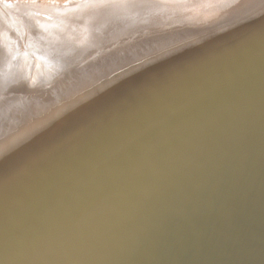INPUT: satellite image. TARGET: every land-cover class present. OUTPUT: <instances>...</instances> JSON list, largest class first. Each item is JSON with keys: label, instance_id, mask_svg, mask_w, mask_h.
I'll return each mask as SVG.
<instances>
[{"label": "bare ground", "instance_id": "bare-ground-1", "mask_svg": "<svg viewBox=\"0 0 264 264\" xmlns=\"http://www.w3.org/2000/svg\"><path fill=\"white\" fill-rule=\"evenodd\" d=\"M58 1V7L82 3ZM222 1L194 2L213 14L208 27L219 18L239 21L247 8L264 4ZM0 3L8 10L28 4ZM93 21H78L87 35L81 42L124 45L106 58L111 62H98L89 73L94 64L68 56L62 71L67 87L40 98H12L2 108L7 112L0 115L13 120L0 130V264H264L261 22L250 26L253 45L232 42L242 32L222 26L216 34L162 42L153 55L139 58L141 47L156 44L147 41L151 34L176 24L158 29L153 23L143 41L135 35L128 46L112 29L123 32L130 23L115 21L92 33ZM227 34L234 39L225 44ZM78 40L61 36L58 44L72 54ZM137 106L128 130L121 126L123 114ZM116 119L121 123L110 127ZM62 152L68 155L52 161ZM15 186L22 187L12 195Z\"/></svg>", "mask_w": 264, "mask_h": 264}, {"label": "rangeland", "instance_id": "rangeland-1", "mask_svg": "<svg viewBox=\"0 0 264 264\" xmlns=\"http://www.w3.org/2000/svg\"><path fill=\"white\" fill-rule=\"evenodd\" d=\"M55 1L56 0H39V1L27 0L28 4L27 3H24L22 5L20 4L19 6L21 7H16L18 8L17 10L12 8L8 10L4 6V4L0 3V71H1L0 72V114L1 112L4 113L7 112V110H3L4 104L8 102L7 100H11L12 98L13 99L21 98L20 100L28 99V97H30L32 94L34 96H37L36 98H40L46 96L47 94L55 93L58 91V89L62 90L65 87H67L69 84L64 83L67 76L62 71L64 68L65 69L69 68L67 63L66 62L64 63V60H66L68 56L77 57V55L80 54V56L86 58L85 60L89 61L88 62L89 64L87 66H91V64H94L92 66V71L89 72L92 73L95 71V68H97V64H99L98 62L104 63L106 60L110 61L106 58L107 57L109 58V56L111 57L112 51L117 50L116 49L117 47L119 49L124 48V45H121L118 42H116V45H114L115 41L112 42L113 39L112 40L108 39L109 41L104 43L97 41L98 44L96 45L95 44L91 45L90 42L88 41L81 42L82 39L87 38V35L84 33L86 29L84 27L81 28V26L78 25L79 20L81 23H85V21L92 22L93 20L90 19V17L93 16V18H95L93 22L96 21L97 24L95 22L93 27L90 26L91 29L90 31L92 33H94V29L92 28H96V26L97 28L102 27L103 30V28L105 29L106 25H108L109 23L110 25H112V23H114L115 21H118V23L120 22V24H125V25L130 23V25L123 27L124 28L123 32L118 29H117L118 32L116 29H112L114 31L112 33L111 29H109L113 35L115 33L116 34L120 33L121 35L123 34L122 36H124V39L122 38L120 39L123 40L129 46V45H133V42H135V39L137 37H139V39H141L142 41L145 32L151 31L149 25L151 27L152 26L151 24L153 23L157 25L158 29H164L167 27L166 25L170 23L193 24V25L199 24L197 26L208 27L207 26L208 20H210L211 16L213 15V14L205 13L204 12L205 10L203 11V9L200 10V5L199 8L198 7L196 8L197 5H195L194 3L199 1V2H204L203 4H206L205 1L207 0H202V1L187 0L186 2L184 0H176V1L173 0L174 2L172 0H109V2L108 0L107 1L105 0V2L101 0L100 3H98V1H95V3H92L93 1L91 2L90 6L95 7L94 9L90 10L91 13L90 11H86L82 15L80 14L82 18L79 15H74L73 17L76 16L75 18H78V20L74 21L75 18L73 17L70 18L65 14L66 12L72 10L69 8L70 6L67 7V5L65 6L63 5L61 7H58L59 5L62 4H56L58 0L56 2ZM222 2L225 1L223 0ZM7 4L12 5L11 2L9 1L7 2ZM76 4L78 3H75L74 5L76 6ZM28 5L30 7H28ZM55 5L58 6L56 7ZM210 5L215 6L216 3L213 2L212 4L210 3ZM33 6L36 7L34 8ZM59 8H61L62 11L59 10ZM183 8L185 9V11H183L184 10ZM67 9L70 10L65 11ZM56 11L61 13V15L63 12V15L64 14L65 15L64 16L62 15L61 17L59 13L56 14L57 13ZM51 12L54 15L50 14ZM180 12H184V13L180 14ZM7 14L9 15L10 19L7 17ZM41 14L44 15L41 16ZM88 14H90L89 17ZM179 15L182 16V18ZM66 16L70 18L71 21L70 19L68 21V18ZM31 17L33 19L32 21H30ZM36 17H38L39 19V20L37 19V22H36ZM83 17L85 19H83ZM136 17H139L138 18L139 21L138 20L132 21V19ZM229 19L232 18L229 17ZM62 20L65 21L63 22ZM232 20L235 21V19ZM33 21L35 22L34 24H32ZM44 21H47V24L44 23ZM99 21L102 22L100 23ZM228 22L229 20H227V22L224 25H228ZM12 23L14 24V26L11 25ZM147 24L148 26H146ZM23 29L26 30L27 32H24ZM127 30L130 31V33L127 32ZM31 31H33V33H31ZM78 32H81L82 34ZM80 34L82 35L81 37ZM84 35L86 37H84ZM154 35L155 34H151L150 36H154ZM61 36L64 39H70V40L79 39L77 42L72 43L73 45L71 44L70 46L73 48L75 45V47L73 48L74 52L72 54L71 53L68 54L65 51V50L69 51L70 49H66L59 46L58 42L60 41ZM93 38L94 37H91L90 39ZM39 40L40 41L42 40V42H40ZM137 45H139V43H137ZM134 48L137 49L139 48V46H136ZM141 48L137 52H140ZM52 55H55L57 57H60L61 55H67V56H64L63 60H59V59L51 60L50 57ZM77 58L79 59L81 57H77ZM15 63L17 65H15ZM79 65L81 64L75 63V65L73 66L76 67L75 69H78ZM10 72L13 74L12 76L10 75ZM3 75L5 76V78L3 77ZM4 82H8V84L4 85ZM1 87H3V90L1 89ZM10 117H12V115H10ZM12 120L13 119L9 120V118H7L6 115H0V126H1L0 130L1 128L4 129V127H6L5 123L11 122Z\"/></svg>", "mask_w": 264, "mask_h": 264}, {"label": "water", "instance_id": "water-1", "mask_svg": "<svg viewBox=\"0 0 264 264\" xmlns=\"http://www.w3.org/2000/svg\"><path fill=\"white\" fill-rule=\"evenodd\" d=\"M92 1H94V0H86V1L85 0H80L79 2H82L81 4L77 2L78 4H76V6L75 5H73V6L72 5H68V6H70L69 8L72 9V10L75 9V8L76 9H79V8H87V7H91L89 5V3H91ZM100 1H98V3H100ZM92 3H94V2H92ZM82 4H83V7H79ZM70 9H67V10H70ZM246 11H247V13H245V15L243 14V16L240 17L239 21H233L232 19H227V20H229L228 25H224L227 21L226 22H223L225 19H222V18H219L218 23L216 25L211 26V27L201 26V28H196L195 26H197V25H193V24H187V25L184 24V25H182V24L177 23L175 27L174 26L169 27V30H167L163 34L157 35L158 33H156L154 36H149V39L147 38L148 41H152V43L155 42L156 44L155 45H152V46L149 45V44H147V46L144 47V50L141 51L142 53L141 52H138V55L140 56L139 58H141V56H143V55H145L147 57L148 56L150 57L151 55H153L151 53L153 51L157 50L159 48V46L162 44V42L163 43L164 42H171V41L175 42V41H178L179 39H183L181 37H184L185 40H190V39L193 38V36L195 34H197L196 36H198V35L199 36L200 35L205 36L206 34H210V33L211 34H216V33H218L220 31V29H222L221 28L222 26H225L224 28L227 27L229 29L235 28L234 29L235 31L240 30V32H242L241 37L240 38H236L235 41H232V42H237V43L243 42L244 45H248V46L249 45H253V42L255 41L254 40L255 38L253 37L254 33L250 30V26L252 24L257 25V24H259L261 22V26L257 27L258 30L259 29H261V30L258 31V32H256V33H260L261 31H263V33H264V4L259 5V7H254V8H251V9L250 8H247ZM221 22H222V24H221ZM176 27H181L182 29L181 30L179 29L178 31H176V30L173 29V28H176ZM223 37L226 38L225 44L234 39V38L231 37L230 34H227V35H225ZM254 44H256V43H254ZM222 53H224V52H222ZM135 56H137V55H135ZM226 58L227 57L223 55L222 57H220L217 60H224ZM128 63H125L124 66H126ZM194 73L195 72H193L191 74H188V75H192ZM179 80H180L179 77H175L174 80H172V81L175 83V82H177ZM138 109H139L138 106L137 107H133V108L132 107L127 108L126 111L123 114V117L125 119H127L126 124L121 123L120 122L121 120L119 121L118 119H116L114 122H112L110 124V127L114 126V124H116L119 121L118 124L121 123V126H126L128 130H132L134 128V126L128 125V122H132L130 119L135 115V112H137ZM125 119L123 121H126ZM114 135L118 136L119 133H115ZM82 152H83V150L81 151V153ZM62 153H61V155H56L53 158L52 161H56L58 159L61 160L62 158L66 157L68 155V153H66V152H64L63 154ZM29 181H30V179H28L27 182L29 183ZM21 187L22 186H20V187H18V186L13 187L12 188V192H13L12 195H14V192L16 193L19 189H21ZM190 201L192 203L195 202L194 199H190ZM211 212H213V211L211 210Z\"/></svg>", "mask_w": 264, "mask_h": 264}]
</instances>
